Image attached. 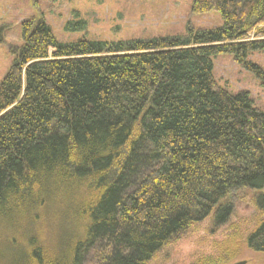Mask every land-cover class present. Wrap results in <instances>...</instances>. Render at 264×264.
Segmentation results:
<instances>
[{
	"label": "trees",
	"instance_id": "trees-1",
	"mask_svg": "<svg viewBox=\"0 0 264 264\" xmlns=\"http://www.w3.org/2000/svg\"><path fill=\"white\" fill-rule=\"evenodd\" d=\"M219 28L61 43L43 21L0 81V264H147L255 192L247 249L264 254V110L217 85L212 58L264 50V0H194ZM70 30L84 29L80 22Z\"/></svg>",
	"mask_w": 264,
	"mask_h": 264
},
{
	"label": "rangeland",
	"instance_id": "rangeland-1",
	"mask_svg": "<svg viewBox=\"0 0 264 264\" xmlns=\"http://www.w3.org/2000/svg\"><path fill=\"white\" fill-rule=\"evenodd\" d=\"M194 0H0V81L9 71L15 53L22 47L20 25L43 20L61 43L89 41L149 40L185 36L219 28L218 12L194 14ZM83 23L84 29L68 26ZM248 60L264 70V50ZM217 85L236 94L248 92L253 106L264 110V88L256 77L229 54L212 58ZM264 192V189L262 190ZM255 192L241 190L228 200L233 212L224 225L215 228L212 214L190 226L165 246L147 264H264V254L247 249L245 238L260 214L253 204ZM84 264H99L88 254Z\"/></svg>",
	"mask_w": 264,
	"mask_h": 264
},
{
	"label": "water",
	"instance_id": "water-1",
	"mask_svg": "<svg viewBox=\"0 0 264 264\" xmlns=\"http://www.w3.org/2000/svg\"><path fill=\"white\" fill-rule=\"evenodd\" d=\"M235 264H246V262L245 261H241V262H237Z\"/></svg>",
	"mask_w": 264,
	"mask_h": 264
}]
</instances>
